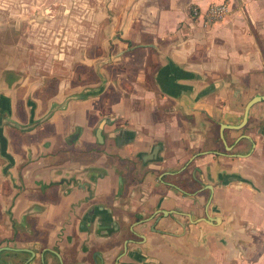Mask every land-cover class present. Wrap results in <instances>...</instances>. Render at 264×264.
I'll return each mask as SVG.
<instances>
[{"label": "crops", "instance_id": "crops-1", "mask_svg": "<svg viewBox=\"0 0 264 264\" xmlns=\"http://www.w3.org/2000/svg\"><path fill=\"white\" fill-rule=\"evenodd\" d=\"M221 2L229 12L217 22L192 14V7L204 13ZM117 3H125L117 39L135 41L134 48L160 56L162 64L151 82L159 97L150 89L121 97L116 108L138 138L129 149L149 150L160 140L166 159L139 164V171L155 172L143 181L135 174L125 196L106 199L128 224L133 214L153 211L152 224L136 229L144 240L130 244L122 261L136 262L140 254L148 264H264V100L250 107L243 127L222 126L241 125L249 101L264 95V0ZM186 160L198 172L195 194L187 185H164L158 174ZM157 223L163 234L153 229Z\"/></svg>", "mask_w": 264, "mask_h": 264}, {"label": "flooded vegetation", "instance_id": "flooded-vegetation-1", "mask_svg": "<svg viewBox=\"0 0 264 264\" xmlns=\"http://www.w3.org/2000/svg\"><path fill=\"white\" fill-rule=\"evenodd\" d=\"M88 85L74 86L62 98L39 86L34 100L13 105L1 94L0 264H148L140 254L132 263L121 257L130 244L144 240L136 229L152 222L153 211L133 214L128 224L106 199L125 196L127 179L135 174L141 181L152 175L154 169L137 166L164 162V142L129 149L138 138L116 108L117 80L97 90ZM191 163L162 166V183L172 182L173 189L187 185L195 194L198 172L189 169ZM155 227L164 233L159 223Z\"/></svg>", "mask_w": 264, "mask_h": 264}, {"label": "rangeland", "instance_id": "rangeland-1", "mask_svg": "<svg viewBox=\"0 0 264 264\" xmlns=\"http://www.w3.org/2000/svg\"><path fill=\"white\" fill-rule=\"evenodd\" d=\"M124 5L117 0H0V97L9 96L12 105L24 103L42 86L41 91L62 98L74 86L85 83L97 90L106 80H117V98L144 96L150 89L159 97L156 81L151 82L161 57L134 48L135 41L117 39V13ZM121 50L127 52L117 57Z\"/></svg>", "mask_w": 264, "mask_h": 264}, {"label": "built area", "instance_id": "built-area-1", "mask_svg": "<svg viewBox=\"0 0 264 264\" xmlns=\"http://www.w3.org/2000/svg\"><path fill=\"white\" fill-rule=\"evenodd\" d=\"M193 16H202L206 22L214 23L223 19L229 12V7L226 2L211 4L207 10L202 13L198 7H192Z\"/></svg>", "mask_w": 264, "mask_h": 264}, {"label": "water", "instance_id": "water-1", "mask_svg": "<svg viewBox=\"0 0 264 264\" xmlns=\"http://www.w3.org/2000/svg\"><path fill=\"white\" fill-rule=\"evenodd\" d=\"M263 100H264V95H261V96L258 95L256 97H254L253 99H251L249 101V103L247 104V106H246L245 113H244V118H243V121H242L241 125L232 126V127H234V128H241V127H243L247 123V121H248L250 107L253 104H255V103L259 102V101H263ZM3 123H4V120L1 121V116H0V132H1V129H2V126H3L2 124ZM10 123H13V122L10 121Z\"/></svg>", "mask_w": 264, "mask_h": 264}]
</instances>
